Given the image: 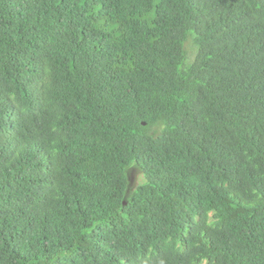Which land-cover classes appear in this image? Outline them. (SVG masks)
I'll use <instances>...</instances> for the list:
<instances>
[{"label": "trees", "instance_id": "trees-1", "mask_svg": "<svg viewBox=\"0 0 264 264\" xmlns=\"http://www.w3.org/2000/svg\"><path fill=\"white\" fill-rule=\"evenodd\" d=\"M0 264H264V0H0Z\"/></svg>", "mask_w": 264, "mask_h": 264}, {"label": "rangeland", "instance_id": "rangeland-1", "mask_svg": "<svg viewBox=\"0 0 264 264\" xmlns=\"http://www.w3.org/2000/svg\"><path fill=\"white\" fill-rule=\"evenodd\" d=\"M130 180L132 185L138 186L143 182V175L140 170L133 168L130 173Z\"/></svg>", "mask_w": 264, "mask_h": 264}]
</instances>
